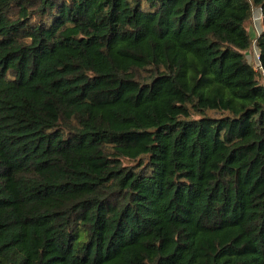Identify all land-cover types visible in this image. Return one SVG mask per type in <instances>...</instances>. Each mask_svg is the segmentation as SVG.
<instances>
[{"label": "trees", "instance_id": "16d2710c", "mask_svg": "<svg viewBox=\"0 0 264 264\" xmlns=\"http://www.w3.org/2000/svg\"><path fill=\"white\" fill-rule=\"evenodd\" d=\"M264 0H0V264H264Z\"/></svg>", "mask_w": 264, "mask_h": 264}, {"label": "rangeland", "instance_id": "374dc122", "mask_svg": "<svg viewBox=\"0 0 264 264\" xmlns=\"http://www.w3.org/2000/svg\"><path fill=\"white\" fill-rule=\"evenodd\" d=\"M258 13H259L258 9H255L254 10L255 16L253 14L252 22L248 25L250 34L254 38V41H253L252 48L247 53V59H248V62L253 66L254 70H256V68H257V65H258L257 57L259 56V51L257 49L255 39L261 33L260 32V22L258 20L259 17L256 15Z\"/></svg>", "mask_w": 264, "mask_h": 264}, {"label": "built area", "instance_id": "2783aa9c", "mask_svg": "<svg viewBox=\"0 0 264 264\" xmlns=\"http://www.w3.org/2000/svg\"><path fill=\"white\" fill-rule=\"evenodd\" d=\"M257 59H258V65H257V68L255 71L259 74V76L262 80V84L264 86V70L259 65V56L257 57Z\"/></svg>", "mask_w": 264, "mask_h": 264}, {"label": "crops", "instance_id": "0c3cea01", "mask_svg": "<svg viewBox=\"0 0 264 264\" xmlns=\"http://www.w3.org/2000/svg\"><path fill=\"white\" fill-rule=\"evenodd\" d=\"M259 11V13L258 14H256L258 17H259V22H260V32H262V30H263V28H262V13H261V10H258ZM254 16H255V14H254Z\"/></svg>", "mask_w": 264, "mask_h": 264}]
</instances>
